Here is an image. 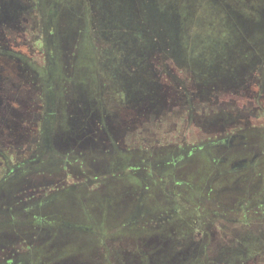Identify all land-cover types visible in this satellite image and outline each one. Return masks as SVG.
I'll return each instance as SVG.
<instances>
[{
	"label": "rangeland",
	"instance_id": "374dc122",
	"mask_svg": "<svg viewBox=\"0 0 264 264\" xmlns=\"http://www.w3.org/2000/svg\"><path fill=\"white\" fill-rule=\"evenodd\" d=\"M258 206L264 0H0V264H264Z\"/></svg>",
	"mask_w": 264,
	"mask_h": 264
},
{
	"label": "flooded vegetation",
	"instance_id": "af4514ba",
	"mask_svg": "<svg viewBox=\"0 0 264 264\" xmlns=\"http://www.w3.org/2000/svg\"><path fill=\"white\" fill-rule=\"evenodd\" d=\"M13 72V71H11ZM8 99L7 108L11 107L12 103L9 102L10 95H6ZM12 97H14L12 95ZM11 97V98H12ZM10 98V99H11ZM2 101V100H1ZM11 104V105H10ZM214 132H210L208 136H205L204 141L200 143L198 150L205 152L206 158L211 162L218 163L216 166V175L218 178H231L235 177L237 174L247 171L250 167H253L255 162L262 156L263 152L255 151L260 145L253 142H246L244 136L238 132L237 124L230 120V123H220L214 125ZM184 145V143L180 144ZM188 145V144H186ZM203 147V148H202ZM184 155V154H183ZM220 155V156H219ZM219 156V157H218ZM171 160V159H168ZM183 160V157H182ZM249 167V168H248ZM163 175L158 172L155 175L156 179L162 177ZM164 177V176H163ZM157 181H162L158 180ZM169 183L168 185H170ZM166 185L165 189H168ZM201 199V198H199ZM189 201V200H188ZM205 201V200H203ZM188 203V202H187ZM197 205V202H195ZM188 204H191L190 201ZM192 205V204H191ZM194 206V205H193ZM256 206V204L254 205ZM201 208L202 205L198 204L195 206ZM255 211L251 212L250 215H246L247 209L241 207L237 210L245 214H240L241 217L237 220L242 222V224H248V222L254 219H263L264 217V208L261 206L254 207Z\"/></svg>",
	"mask_w": 264,
	"mask_h": 264
}]
</instances>
